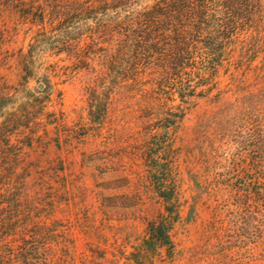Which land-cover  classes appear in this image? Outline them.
I'll return each instance as SVG.
<instances>
[{
  "label": "rangeland",
  "instance_id": "374dc122",
  "mask_svg": "<svg viewBox=\"0 0 264 264\" xmlns=\"http://www.w3.org/2000/svg\"><path fill=\"white\" fill-rule=\"evenodd\" d=\"M258 1L253 59L224 63L217 76L222 92L193 99L182 120L170 115L166 126L153 114L160 91L111 78L95 93L102 119L91 121L99 66L78 68L50 49L34 52L25 71L17 60L37 27L0 11V88L10 96L0 99V129L16 128L8 145L0 137V171L13 174L18 236L65 237L72 264H123L147 220L165 211L157 190L166 187L168 208L178 210L173 253L166 258L158 249L149 264H264V0ZM8 152L17 154L13 165L1 159Z\"/></svg>",
  "mask_w": 264,
  "mask_h": 264
},
{
  "label": "trees",
  "instance_id": "16d2710c",
  "mask_svg": "<svg viewBox=\"0 0 264 264\" xmlns=\"http://www.w3.org/2000/svg\"><path fill=\"white\" fill-rule=\"evenodd\" d=\"M259 7L258 0H45L37 4L0 0V11L18 14L23 22L37 27L26 53L17 60L25 71L33 63L34 52L50 49L68 54L78 68L97 65L100 83L91 88V121L102 119L95 93L111 78L160 91L152 108L163 126L170 115L181 121L193 99L222 92L217 76L224 63L253 59ZM3 37L0 28V50ZM8 97L0 88V99ZM170 101L177 103L169 106ZM154 104L162 107L154 108ZM5 107L6 103H0V113ZM171 107L176 111L170 112ZM15 129L1 127L6 145ZM258 136L264 137L262 130ZM7 154L1 159L15 164L17 154ZM2 169L0 203L5 205L0 207V264H72L65 237L55 235L46 241L32 234L18 236V193L10 190L13 174ZM166 189L157 190L165 211L147 220L144 237L123 264H149L158 249L166 258L172 256L171 229L178 210L168 208L172 196Z\"/></svg>",
  "mask_w": 264,
  "mask_h": 264
},
{
  "label": "water",
  "instance_id": "95a60500",
  "mask_svg": "<svg viewBox=\"0 0 264 264\" xmlns=\"http://www.w3.org/2000/svg\"><path fill=\"white\" fill-rule=\"evenodd\" d=\"M41 86V84H39V87Z\"/></svg>",
  "mask_w": 264,
  "mask_h": 264
}]
</instances>
